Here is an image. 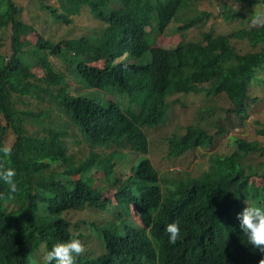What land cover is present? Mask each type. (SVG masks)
Returning <instances> with one entry per match:
<instances>
[{
	"label": "trees",
	"instance_id": "trees-1",
	"mask_svg": "<svg viewBox=\"0 0 264 264\" xmlns=\"http://www.w3.org/2000/svg\"><path fill=\"white\" fill-rule=\"evenodd\" d=\"M16 1L0 0V147H11L0 164L15 170L18 186L11 194L0 181V264H42L36 257L46 247L88 242L86 232H73L79 224L103 253L97 259L86 248L77 264H258L262 254L237 219L246 205L264 208V161L259 169L242 163L264 154L258 141L234 137L228 154L209 153L200 175L172 180L148 158L150 135L170 124L179 97H221L227 115L245 124L258 102L250 83L264 75V27L234 8L256 3L217 2L214 15L197 6L203 0H27L62 27L85 8L98 22L74 41L54 43ZM215 24L231 33L219 35ZM168 31L181 35L178 44L155 47ZM67 78L79 86L75 93ZM195 107L191 114H200ZM227 131L185 122L165 138V157L173 163L210 152ZM125 161L132 165L126 176ZM73 213L87 218L72 224ZM172 222L181 229L175 245L165 231Z\"/></svg>",
	"mask_w": 264,
	"mask_h": 264
},
{
	"label": "rangeland",
	"instance_id": "rangeland-1",
	"mask_svg": "<svg viewBox=\"0 0 264 264\" xmlns=\"http://www.w3.org/2000/svg\"><path fill=\"white\" fill-rule=\"evenodd\" d=\"M17 1V6H19L20 3L24 6V8L22 7V17L25 16V19L27 21L30 19L32 20V22L38 21V24H40L41 26H45L47 28V32L50 35V38L54 43L60 42L62 40L74 41L87 34V32H89V29L98 25V22L93 21L90 17V13L87 8L81 10L80 15L73 17V22L69 26L62 27L60 26V24L57 25V23H54V21H46L43 11L40 10L38 4L34 1ZM224 1L225 0H203L200 2V4L197 3V6L200 9L211 10L212 12H214L213 14L216 15L214 3L221 2V4L223 5ZM253 1L256 4H253L252 7H249L242 3L239 4V6H236V8L234 9L240 10L241 12H246L247 15H253V13L259 8V6L264 3V0ZM212 2L213 5H211ZM227 4H229V2H224V5ZM208 23L214 24L217 22H215L214 18H211ZM177 25H179L177 22H173L170 27H177ZM215 27L219 35L231 33V29L227 30V27L224 28V30H220V27H223V25L215 24L214 28ZM178 36L181 37L180 34H178ZM178 36L175 33L172 34L171 31H168L166 35H163L156 40L155 47L161 46V48L164 49H172V47L177 45L180 41V38H178ZM33 42V39H29L30 44ZM234 44L240 52L244 53L249 50L245 45L246 43L244 44L240 41H235ZM59 65L60 63H56V67ZM32 73L36 78H43L45 76V72L39 68H33ZM67 80L73 87V93H75V90L78 89L79 86L73 85L69 78H67ZM262 83H264V75H262L260 79H258L256 76L252 78L249 87V93L253 96H257L258 102L250 108L249 115L247 114L249 118L246 119L244 125L239 124L236 117L227 115L225 109L229 106V103H226L221 97L204 98L201 96H196L194 97V100L188 97H185L184 99L182 97H179V100L186 102V104L184 105H182L179 100H175L174 105L170 107L172 112L170 124L158 125L156 127L157 133L153 136L150 135L151 141L149 145L151 147V150H149L148 158L150 159L153 167L160 171L162 176L164 175L165 171H168V173L170 174L168 177L171 180L174 179L171 174L180 176L183 174L185 175V173L187 172L191 176H197L206 169L209 153L228 154V152L232 148L230 142L234 137L243 138L248 142L258 141L259 144L264 147V138H259L255 134V130L259 128L256 123L264 125V86L262 85ZM194 106H196L197 109L200 110V114H195L198 115L200 119H197L195 115L191 114L192 110L190 108ZM196 121H201L202 124L205 125L207 124L212 132L217 131L219 127H221L222 129L225 128L228 131L225 134L217 137L216 143L211 148L210 152L202 153L201 151H194L192 154L185 155L186 157L182 156L181 158H178L173 163L167 160L165 157V154L167 153L165 138L170 137L172 135V132L181 127L185 122L190 123ZM263 161L264 154L252 153L246 155L242 160V163H244V165H249L253 168L259 169V165ZM124 170L126 171L127 175V167L124 168ZM11 209V207H8V210ZM83 218H87L84 213H73L68 215V219L72 224L81 222ZM130 218L135 219L133 214L130 215ZM79 228L80 229H74L73 232L75 234H78L80 231L86 232V235L88 236L87 239H89L88 243L91 247H95L96 242L94 241L93 243V240L91 241L89 232L85 231L82 224H79ZM40 262H42V260H40Z\"/></svg>",
	"mask_w": 264,
	"mask_h": 264
},
{
	"label": "clouds",
	"instance_id": "clouds-1",
	"mask_svg": "<svg viewBox=\"0 0 264 264\" xmlns=\"http://www.w3.org/2000/svg\"><path fill=\"white\" fill-rule=\"evenodd\" d=\"M250 23L253 26L264 27V4L260 5L253 13ZM254 97L256 98L257 96ZM0 154H2L3 157H9L11 155V147H0ZM120 163L122 165L121 168L123 175L126 176L124 168L127 167V172L129 173V168L132 165H130L127 161ZM15 176L16 172L14 169L5 168L2 164H0V181H3L6 185H8L9 193L11 194L18 191ZM131 214H133L132 211L130 212V215ZM237 219L239 221V228L246 237L247 244L251 245L262 254V258L259 260L258 264H264V208L247 205L240 213L237 214ZM165 231L168 234L169 244L175 245L178 240H180L181 229L178 223H169L166 226ZM96 245L97 243L95 244V247H91L88 242L83 241L82 243V240L73 238L68 241L57 242L52 245L50 249L46 247L45 251L42 249L43 252L40 251L37 253L38 255L36 259L38 261L42 260V264H77L78 257L84 255L86 248H88L89 251L92 248L94 255L97 259H99L103 253V247L99 242L98 246Z\"/></svg>",
	"mask_w": 264,
	"mask_h": 264
}]
</instances>
